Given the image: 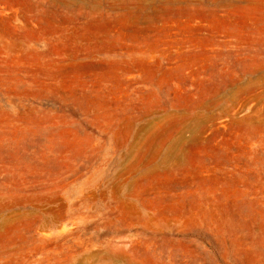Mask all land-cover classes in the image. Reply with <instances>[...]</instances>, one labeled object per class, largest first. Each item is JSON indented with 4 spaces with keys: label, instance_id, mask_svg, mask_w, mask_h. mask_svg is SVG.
Listing matches in <instances>:
<instances>
[{
    "label": "rangeland",
    "instance_id": "obj_1",
    "mask_svg": "<svg viewBox=\"0 0 264 264\" xmlns=\"http://www.w3.org/2000/svg\"><path fill=\"white\" fill-rule=\"evenodd\" d=\"M0 264H264V0H0Z\"/></svg>",
    "mask_w": 264,
    "mask_h": 264
}]
</instances>
